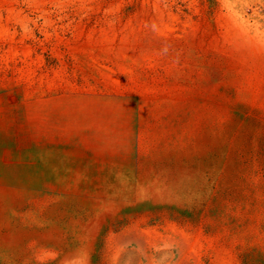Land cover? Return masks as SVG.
<instances>
[{
    "label": "rangeland",
    "instance_id": "374dc122",
    "mask_svg": "<svg viewBox=\"0 0 264 264\" xmlns=\"http://www.w3.org/2000/svg\"><path fill=\"white\" fill-rule=\"evenodd\" d=\"M251 38L264 0H0V264H264Z\"/></svg>",
    "mask_w": 264,
    "mask_h": 264
},
{
    "label": "bare ground",
    "instance_id": "6f19581e",
    "mask_svg": "<svg viewBox=\"0 0 264 264\" xmlns=\"http://www.w3.org/2000/svg\"><path fill=\"white\" fill-rule=\"evenodd\" d=\"M251 40L252 41H254L252 38H251ZM247 44V43H246ZM245 45V44H244ZM243 45V46H244ZM251 45V44H250ZM252 50H254V52H253V54L252 55H254L255 54V52H257L258 51V53H259V51L262 53V54H264V46H262V45H259L258 43H256V41H254V42H252ZM246 47V46H245ZM248 47H250L249 45H248ZM247 48V47H246ZM244 49V48H243ZM259 49V50H258ZM250 50V49H249ZM251 50V51H252ZM257 50V51H256ZM248 51V50H247ZM248 53V52H247ZM248 56H249V54H248ZM262 56V55H261ZM260 57V56H259ZM250 58H251V56H250ZM256 61V60H255ZM250 66V65H249ZM250 68V67H249ZM141 237V236H140ZM140 237L138 236V235H130V236H126V237H124V238H122L121 239V241H123V239L124 240H133V241H136V242H138L139 244L141 243V239H140ZM180 240V239H179ZM120 241V240H119ZM179 243V242H178Z\"/></svg>",
    "mask_w": 264,
    "mask_h": 264
}]
</instances>
